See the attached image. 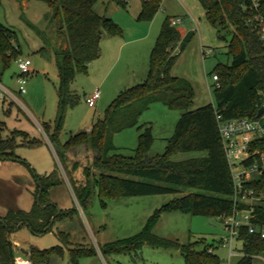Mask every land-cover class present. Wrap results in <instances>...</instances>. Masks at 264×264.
<instances>
[{"label":"trees","instance_id":"1","mask_svg":"<svg viewBox=\"0 0 264 264\" xmlns=\"http://www.w3.org/2000/svg\"><path fill=\"white\" fill-rule=\"evenodd\" d=\"M22 3L29 0H11ZM51 10V20L58 24V33L64 35L66 47L56 53L59 84L57 108L51 143H59L69 108L78 103L70 91L76 75L86 73L88 65L101 55V42L105 36L120 35L122 30L111 19L101 17L94 11L95 0H42ZM141 10L137 21L151 20L161 8L163 0H140ZM205 11L207 22L217 30L218 37L232 34L227 46L231 62L218 64L209 75L217 76V85L211 86L214 104L191 110L194 89L186 81L171 76V70L193 38V33L184 37L172 27L167 18L152 49L148 72L143 83L121 92L112 102L102 121L96 122L88 132L73 135L60 145L58 160L63 168L74 165L69 152L82 147L93 151L92 164L87 168L85 181L74 184L87 204L93 189L97 190L100 204L119 201L125 197L157 196L178 193L181 189L198 192L163 205L149 218L145 228L127 244L114 245L109 250L120 252L142 244L165 249H179L183 264H221L219 258L208 253L209 248L198 250L196 244L181 245L158 238L151 228L163 213L180 212L192 216L216 217L221 220L234 210L231 200L233 182L222 141L218 133L215 112L225 119H257L264 108V42L246 24L242 12L244 0H197ZM127 9L130 0H110ZM224 31V34L222 32ZM15 33L0 24V60L3 70L20 56ZM153 102H162L171 109L182 112L173 136L168 139L166 151L161 156H150L153 137L149 128L139 136L137 148L132 156L116 154L112 138L116 133L137 125L139 115ZM2 130V127H0ZM41 141L29 139L23 131L14 130L10 137L0 139V161L18 160L19 147L36 149ZM204 152L206 155L186 161L175 162L180 153ZM256 158H264V138L250 145ZM74 169V167H73ZM92 169L95 172H91ZM74 171V170H73ZM71 169L66 172L72 179ZM37 184L35 203L29 212L9 211L0 218V264H15L11 236L26 227L34 235L52 231L63 212L51 202L49 192L62 183L56 168L46 176L35 174ZM257 192L264 191V175L251 183ZM263 209V208H262ZM54 221L52 222V220ZM261 223H264V209ZM20 225H22L20 227ZM59 237H63L60 234ZM241 251L244 257L237 264H253L255 257H264V240L248 234L242 229ZM29 260L34 264H46L52 255H63L59 246L47 250L29 247ZM92 251L71 250V264H78L81 256Z\"/></svg>","mask_w":264,"mask_h":264},{"label":"rangeland","instance_id":"2","mask_svg":"<svg viewBox=\"0 0 264 264\" xmlns=\"http://www.w3.org/2000/svg\"><path fill=\"white\" fill-rule=\"evenodd\" d=\"M95 1V13L111 19L122 33L105 36L114 41L108 43L105 53L88 65L86 73L76 75L70 91L77 97L78 103L67 111L59 143H51L49 136L53 133L58 99L56 88L59 84L55 55L66 47L64 35L58 33L59 26L51 20V10L44 1L29 0L22 4L0 0V24L15 33L20 51L17 60L5 70L0 60V86L16 98L7 97L6 103L0 100V139H7L10 132L17 130L25 132L29 139L43 143L40 149L19 147L16 155L25 159L30 174H33V169L29 164H35L37 174H49L58 168L62 183L50 191L49 196L57 207V213L66 214L55 222L50 233L37 236L24 231L23 235L39 250L57 246L63 249L62 256L52 255L46 264H71V250L80 249L93 253L81 256L78 264H183V256L176 248L142 244L116 252L109 250V247L127 244V240L145 228L156 210L197 190L181 189L173 194L125 197L119 201H108L102 206L97 190L93 189L84 205V197L76 185L84 183L94 153L86 147L78 152H69L75 166L69 164L66 169L58 160V151L60 145H64L71 136L88 132L96 122L102 121L107 109L121 92L143 83L152 49L167 18L170 22L181 20L175 27L181 33L194 34L171 70L172 77L182 79L193 87L195 97L191 110L214 104L211 88L214 83L209 74L218 64H230L227 46L232 34H224L223 31L224 40L220 39L217 30L207 22L205 11L197 0H163L154 17L143 21H137L140 0H130L127 9L110 0ZM203 50L211 54L204 55ZM19 59L31 61L30 73L24 78L26 94L23 95L19 93L17 82ZM141 73H144L143 76ZM95 90H99L100 98L95 108H90L86 99ZM181 115V111L171 109L162 102L151 103L139 115L135 127L113 136L115 153L132 156L139 136L149 128L153 137L150 156L163 155ZM205 155L204 152L180 153L172 159L181 162ZM69 169L74 170L72 179L66 174ZM91 172L95 171L92 169ZM8 197L0 195V200ZM151 233L181 245L196 244L198 250L209 248L221 264L228 261L229 249L219 244L224 236L220 218L180 212L163 213L151 228ZM60 234H63L62 238ZM13 249L15 259L29 260L28 247L22 249L13 244ZM233 249L234 253L241 254L240 243H235ZM237 262V259H232L231 264ZM253 264H264V261L254 258Z\"/></svg>","mask_w":264,"mask_h":264},{"label":"built area","instance_id":"3","mask_svg":"<svg viewBox=\"0 0 264 264\" xmlns=\"http://www.w3.org/2000/svg\"><path fill=\"white\" fill-rule=\"evenodd\" d=\"M242 12L246 18V24L255 32L258 38L264 42V0H244ZM181 20H172V27H176ZM204 55H210V51H204ZM20 75L18 77V89L20 94H26L25 76L30 73L31 61L19 59L17 61ZM218 78L212 77V82L217 85ZM14 96L0 86V100ZM100 98L99 90L86 99L90 108H94ZM218 133L222 141L225 157L231 172L233 182V194L231 200L234 210L228 217L222 219L224 236L219 244L222 248L229 249L228 261L240 260L244 254L234 253L235 243H240L242 229L248 234L264 240V223H261L262 210L264 209V191L257 192L251 183L264 175V158H256V153L250 152V145L255 140L264 138V114L257 119L240 118L228 120L215 112ZM263 208V209H262ZM236 250V249H235ZM208 253H213L209 250ZM264 261V257H255ZM15 264H34L30 260L15 259Z\"/></svg>","mask_w":264,"mask_h":264},{"label":"crops","instance_id":"4","mask_svg":"<svg viewBox=\"0 0 264 264\" xmlns=\"http://www.w3.org/2000/svg\"><path fill=\"white\" fill-rule=\"evenodd\" d=\"M26 2L27 1H24V2H22V4H25ZM139 8L141 10V3H140ZM140 10H139V13H140ZM180 34L182 37H184L186 35L184 32L183 33L180 32ZM110 39L111 38H104L102 40V42H101V55H102V53H105V51L107 50L108 43H111V41H114V40H112V39L110 40ZM109 46L111 47V45H109ZM143 74L144 73H141L142 76H143ZM2 103H6V99L3 100ZM95 106H96V104H95ZM2 108H3V106H2ZM90 129H88V130H90ZM40 148H42V147H38L36 149H40ZM81 150H83V147L78 148V149H73L71 151L78 152ZM71 151H70V153H71ZM17 157H18V160L0 161V195L4 196V197L9 196L8 199L5 198V199L0 200V218H3L9 211L29 212L35 203V192H36V187H37V184L35 181V174H37V173H35L34 170H35L36 166H35V164H32V165L29 164V166H31L33 169L32 170L33 174H30L29 171L26 169V166L28 164L26 163L25 159L20 158L19 155H17ZM45 172H48V171H45ZM49 174H47V173L39 174L38 173L37 175L46 176ZM6 199H7V201H5ZM24 231L27 233L30 232V230L28 228H26V227L22 228L20 231H18L17 233H15L11 236L12 243L17 247H20V248L22 247V249L25 247L29 248L31 246L35 247V245H32L30 243L29 239H27V237H25L23 235V233H25Z\"/></svg>","mask_w":264,"mask_h":264},{"label":"water","instance_id":"5","mask_svg":"<svg viewBox=\"0 0 264 264\" xmlns=\"http://www.w3.org/2000/svg\"><path fill=\"white\" fill-rule=\"evenodd\" d=\"M263 113H264V108H261V109L259 110L258 114H257V118L261 117ZM53 221H54V219L52 220V222H53ZM21 226H22V225H20V227H21Z\"/></svg>","mask_w":264,"mask_h":264}]
</instances>
